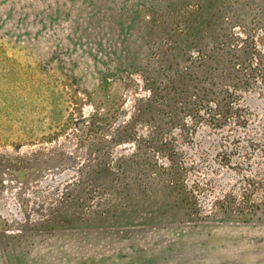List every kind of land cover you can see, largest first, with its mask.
I'll return each instance as SVG.
<instances>
[{
	"label": "rangeland",
	"instance_id": "obj_1",
	"mask_svg": "<svg viewBox=\"0 0 264 264\" xmlns=\"http://www.w3.org/2000/svg\"><path fill=\"white\" fill-rule=\"evenodd\" d=\"M183 1L0 0V264H264V0L233 21L257 50L255 78L231 88L220 124L187 117L158 134L165 150L150 121L137 140L113 139L149 95L130 65L156 57ZM137 148L164 170H129L131 199L86 175L122 177Z\"/></svg>",
	"mask_w": 264,
	"mask_h": 264
},
{
	"label": "trees",
	"instance_id": "obj_2",
	"mask_svg": "<svg viewBox=\"0 0 264 264\" xmlns=\"http://www.w3.org/2000/svg\"><path fill=\"white\" fill-rule=\"evenodd\" d=\"M242 2L245 0H184L182 7L168 12V22L161 25L166 44L154 43L156 57L152 56L149 47L143 48L152 57L130 65L148 83L149 95L137 98L132 116L117 128L114 140H137L135 123L150 121L155 126L152 138H157L152 148L165 150L170 147L158 136L163 129L185 124L187 117L204 118V114L215 123L223 121L240 96L234 90L246 87L255 78V68L250 66V61L257 55V50L254 45L249 47L246 37L241 43L242 38L233 32V21L242 23L246 20L243 13L245 6L249 8L250 5L249 2ZM156 28L152 24L148 30L156 31ZM107 111H97L90 116L88 131L93 132L95 125L107 126L106 121L111 117ZM137 149L136 159L135 156L125 160L122 158L119 163L125 170L122 177L115 178L107 168H88L86 175L91 180L104 179L114 189L115 196L119 195L123 200L131 199L129 190L132 178L126 175L129 170L135 171L139 165L143 167V172L156 167L164 170L161 164L150 160L152 155L146 153L141 158L140 148ZM179 171L181 168L175 172ZM126 178L128 182L125 185L123 182ZM152 179L145 181L166 184L161 178ZM182 179L172 176L167 185L180 187L183 185Z\"/></svg>",
	"mask_w": 264,
	"mask_h": 264
}]
</instances>
